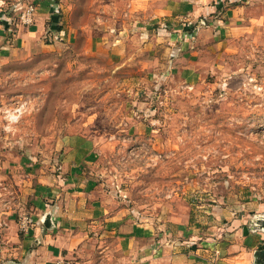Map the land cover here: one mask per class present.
Returning a JSON list of instances; mask_svg holds the SVG:
<instances>
[{"label": "rangeland", "instance_id": "1", "mask_svg": "<svg viewBox=\"0 0 264 264\" xmlns=\"http://www.w3.org/2000/svg\"><path fill=\"white\" fill-rule=\"evenodd\" d=\"M230 4L0 0V264L74 158L111 212L175 247L260 241L264 32L228 33Z\"/></svg>", "mask_w": 264, "mask_h": 264}, {"label": "crops", "instance_id": "2", "mask_svg": "<svg viewBox=\"0 0 264 264\" xmlns=\"http://www.w3.org/2000/svg\"><path fill=\"white\" fill-rule=\"evenodd\" d=\"M231 1L233 4L230 6L217 8L220 16L224 13L226 22L222 20L220 24L226 26L228 33L232 28L264 32V0ZM160 13L184 17L179 6L164 8ZM226 31L224 35L228 39L230 35ZM79 162L80 159L74 158L70 173L50 179L48 182L52 185L41 189V202L45 203L36 207L39 217L34 223L37 224L18 236L16 242L20 256H14L4 263L264 264L263 233L259 234L258 243L246 240L243 243L241 240L228 242L224 239L217 242L210 239L213 242L210 244L202 238L203 243L198 242L197 249L189 252L187 248L175 247L174 242L183 245V240L179 236L171 241L169 229L158 235L156 225L151 220L146 219L144 222L147 223H142L126 213L111 212L100 187L93 186L90 178L85 180L84 172L81 174ZM183 225L184 222L180 230ZM14 227L16 224L10 222V228Z\"/></svg>", "mask_w": 264, "mask_h": 264}, {"label": "built area", "instance_id": "3", "mask_svg": "<svg viewBox=\"0 0 264 264\" xmlns=\"http://www.w3.org/2000/svg\"><path fill=\"white\" fill-rule=\"evenodd\" d=\"M35 8H29L26 12L27 13H25V18H26V22L27 23H31V22H33V20H34V15H35Z\"/></svg>", "mask_w": 264, "mask_h": 264}]
</instances>
